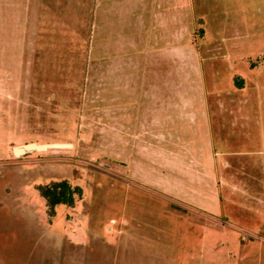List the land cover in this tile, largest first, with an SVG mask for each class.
Returning a JSON list of instances; mask_svg holds the SVG:
<instances>
[{
  "label": "rangeland",
  "instance_id": "rangeland-1",
  "mask_svg": "<svg viewBox=\"0 0 264 264\" xmlns=\"http://www.w3.org/2000/svg\"><path fill=\"white\" fill-rule=\"evenodd\" d=\"M93 4L0 0V264H264L262 201L238 197L234 182L214 193L174 181L138 148L148 139L109 124ZM29 18L38 23L25 28ZM224 134L238 152L264 145L250 117ZM30 143L71 148L15 156ZM64 179L82 199L50 217L37 186Z\"/></svg>",
  "mask_w": 264,
  "mask_h": 264
},
{
  "label": "crops",
  "instance_id": "crops-1",
  "mask_svg": "<svg viewBox=\"0 0 264 264\" xmlns=\"http://www.w3.org/2000/svg\"><path fill=\"white\" fill-rule=\"evenodd\" d=\"M87 12L109 124L148 139L138 148L174 181L214 193L217 180L234 182L238 197L264 204V145L238 152L224 134L248 117L264 125L254 80L264 75V0H94Z\"/></svg>",
  "mask_w": 264,
  "mask_h": 264
},
{
  "label": "trees",
  "instance_id": "trees-1",
  "mask_svg": "<svg viewBox=\"0 0 264 264\" xmlns=\"http://www.w3.org/2000/svg\"><path fill=\"white\" fill-rule=\"evenodd\" d=\"M264 60V56L262 58ZM236 85L240 88L244 86V82H240L236 78ZM37 190L46 201L47 213L53 217L57 206L64 204L74 207L78 200L82 199L83 190L78 186H73L68 180L52 181L46 185L37 186Z\"/></svg>",
  "mask_w": 264,
  "mask_h": 264
},
{
  "label": "water",
  "instance_id": "water-1",
  "mask_svg": "<svg viewBox=\"0 0 264 264\" xmlns=\"http://www.w3.org/2000/svg\"><path fill=\"white\" fill-rule=\"evenodd\" d=\"M71 148L70 144H36V143H30L23 146H18L14 148V154L16 157L20 158L22 156L34 153V152H45L49 150H60V149H66Z\"/></svg>",
  "mask_w": 264,
  "mask_h": 264
}]
</instances>
